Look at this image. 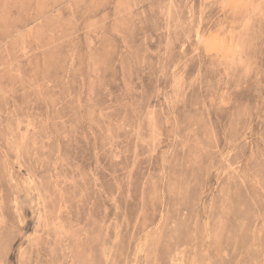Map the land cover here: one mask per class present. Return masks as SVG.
Here are the masks:
<instances>
[{"label": "rangeland", "instance_id": "rangeland-1", "mask_svg": "<svg viewBox=\"0 0 264 264\" xmlns=\"http://www.w3.org/2000/svg\"><path fill=\"white\" fill-rule=\"evenodd\" d=\"M0 264H264V0H0Z\"/></svg>", "mask_w": 264, "mask_h": 264}]
</instances>
